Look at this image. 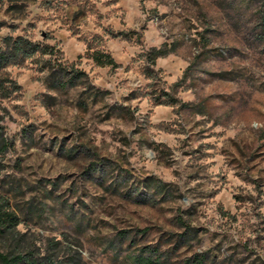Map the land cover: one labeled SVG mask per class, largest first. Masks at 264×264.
I'll use <instances>...</instances> for the list:
<instances>
[{
  "label": "rangeland",
  "instance_id": "rangeland-1",
  "mask_svg": "<svg viewBox=\"0 0 264 264\" xmlns=\"http://www.w3.org/2000/svg\"><path fill=\"white\" fill-rule=\"evenodd\" d=\"M0 23V49L52 48L0 71L2 252L264 264L263 0H0Z\"/></svg>",
  "mask_w": 264,
  "mask_h": 264
},
{
  "label": "trees",
  "instance_id": "trees-1",
  "mask_svg": "<svg viewBox=\"0 0 264 264\" xmlns=\"http://www.w3.org/2000/svg\"><path fill=\"white\" fill-rule=\"evenodd\" d=\"M4 26V23H0V29ZM125 36L129 37L127 34H125ZM3 44L4 48L0 49V71L10 66H20L36 55L45 56L52 54V48L50 46H43L34 43L22 36L16 38L5 37L3 39ZM162 56H164L162 52L154 50L148 55V61H150L151 65H155L156 60ZM91 58L99 67L114 68L117 66L114 58L109 53L100 50L92 52ZM148 78L154 79V75L149 73ZM168 101L169 105L174 103V100L170 98ZM8 146L9 145L1 138L0 133V155L8 149ZM20 223V218L8 208V203L2 201L0 203V243L3 239L9 237L15 239L17 243H20V241L14 237ZM123 237L125 238V236ZM58 244V241H55L52 247H55L54 249H56ZM154 251L155 250H152L150 253L153 254L155 253ZM37 254L38 253L34 250L27 247H20V249H17L15 252L8 253L2 252L0 248V264H86L77 253H73L67 258L61 260L55 259L53 255H49L50 253L45 256H39ZM193 260L196 264H204L203 259L198 260V258L195 257ZM136 261L139 264H160L159 262H153L150 258H145L144 256H139Z\"/></svg>",
  "mask_w": 264,
  "mask_h": 264
}]
</instances>
